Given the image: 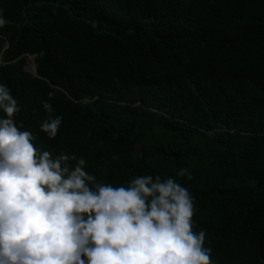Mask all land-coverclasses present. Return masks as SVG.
Here are the masks:
<instances>
[{
    "label": "trees",
    "instance_id": "trees-1",
    "mask_svg": "<svg viewBox=\"0 0 264 264\" xmlns=\"http://www.w3.org/2000/svg\"><path fill=\"white\" fill-rule=\"evenodd\" d=\"M0 10V83L36 147L83 157L114 186L175 178L215 264H264V0H0ZM45 100L63 117L54 139L41 131Z\"/></svg>",
    "mask_w": 264,
    "mask_h": 264
},
{
    "label": "clouds",
    "instance_id": "clouds-1",
    "mask_svg": "<svg viewBox=\"0 0 264 264\" xmlns=\"http://www.w3.org/2000/svg\"><path fill=\"white\" fill-rule=\"evenodd\" d=\"M42 107L41 131L54 139L63 117ZM20 110L0 83V264H215L187 187L150 174L101 183L85 158L36 147L15 123ZM178 175L191 179L187 168Z\"/></svg>",
    "mask_w": 264,
    "mask_h": 264
},
{
    "label": "water",
    "instance_id": "water-1",
    "mask_svg": "<svg viewBox=\"0 0 264 264\" xmlns=\"http://www.w3.org/2000/svg\"><path fill=\"white\" fill-rule=\"evenodd\" d=\"M7 47H8V45H7ZM29 57H31V58H33L34 59V57L33 56H29ZM35 68H36V65H35ZM25 71L26 72H28V73H31L33 76H35V77H38V75H37V68H36V70L35 71H32L30 68H28V67H25Z\"/></svg>",
    "mask_w": 264,
    "mask_h": 264
},
{
    "label": "rangeland",
    "instance_id": "rangeland-1",
    "mask_svg": "<svg viewBox=\"0 0 264 264\" xmlns=\"http://www.w3.org/2000/svg\"><path fill=\"white\" fill-rule=\"evenodd\" d=\"M32 62H35L34 59L31 58V57H28V58H27V61H26V66H25V67L30 68L29 64L32 63Z\"/></svg>",
    "mask_w": 264,
    "mask_h": 264
},
{
    "label": "bare ground",
    "instance_id": "bare-ground-1",
    "mask_svg": "<svg viewBox=\"0 0 264 264\" xmlns=\"http://www.w3.org/2000/svg\"><path fill=\"white\" fill-rule=\"evenodd\" d=\"M30 69H31L32 71H35V70H36L35 67H30Z\"/></svg>",
    "mask_w": 264,
    "mask_h": 264
}]
</instances>
